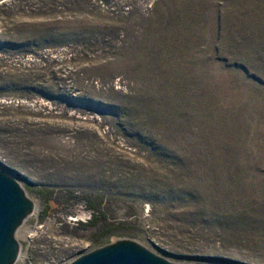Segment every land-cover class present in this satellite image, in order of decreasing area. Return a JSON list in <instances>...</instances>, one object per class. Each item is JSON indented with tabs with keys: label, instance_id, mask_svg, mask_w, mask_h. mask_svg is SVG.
Instances as JSON below:
<instances>
[{
	"label": "rangeland",
	"instance_id": "1",
	"mask_svg": "<svg viewBox=\"0 0 264 264\" xmlns=\"http://www.w3.org/2000/svg\"><path fill=\"white\" fill-rule=\"evenodd\" d=\"M0 169L15 264H264V0H0Z\"/></svg>",
	"mask_w": 264,
	"mask_h": 264
},
{
	"label": "water",
	"instance_id": "2",
	"mask_svg": "<svg viewBox=\"0 0 264 264\" xmlns=\"http://www.w3.org/2000/svg\"><path fill=\"white\" fill-rule=\"evenodd\" d=\"M34 209L21 185L0 169V264H15L20 245L17 228ZM69 264H220L173 263L131 240H118L79 255Z\"/></svg>",
	"mask_w": 264,
	"mask_h": 264
},
{
	"label": "built area",
	"instance_id": "3",
	"mask_svg": "<svg viewBox=\"0 0 264 264\" xmlns=\"http://www.w3.org/2000/svg\"><path fill=\"white\" fill-rule=\"evenodd\" d=\"M86 252H88V251H85V250H84V251L80 252L78 255L74 256L72 259H70V260L64 262L63 264H69L68 262H71L73 259H75V258L78 257L79 255L84 254V253H86Z\"/></svg>",
	"mask_w": 264,
	"mask_h": 264
},
{
	"label": "bare ground",
	"instance_id": "4",
	"mask_svg": "<svg viewBox=\"0 0 264 264\" xmlns=\"http://www.w3.org/2000/svg\"><path fill=\"white\" fill-rule=\"evenodd\" d=\"M35 207H36V204H35ZM35 209V208H34ZM34 211V210H33Z\"/></svg>",
	"mask_w": 264,
	"mask_h": 264
},
{
	"label": "trees",
	"instance_id": "5",
	"mask_svg": "<svg viewBox=\"0 0 264 264\" xmlns=\"http://www.w3.org/2000/svg\"><path fill=\"white\" fill-rule=\"evenodd\" d=\"M95 215H96V214H95ZM95 215H94V217H96Z\"/></svg>",
	"mask_w": 264,
	"mask_h": 264
}]
</instances>
